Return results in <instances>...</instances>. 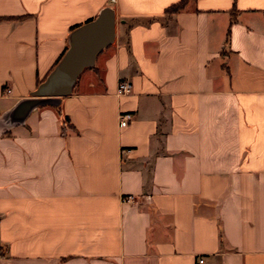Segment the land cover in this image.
Listing matches in <instances>:
<instances>
[{"label": "crops", "instance_id": "1", "mask_svg": "<svg viewBox=\"0 0 264 264\" xmlns=\"http://www.w3.org/2000/svg\"><path fill=\"white\" fill-rule=\"evenodd\" d=\"M179 1L0 0V264H264V0ZM105 8L72 94L11 124Z\"/></svg>", "mask_w": 264, "mask_h": 264}, {"label": "water", "instance_id": "2", "mask_svg": "<svg viewBox=\"0 0 264 264\" xmlns=\"http://www.w3.org/2000/svg\"><path fill=\"white\" fill-rule=\"evenodd\" d=\"M115 36L116 16L111 8L103 9L96 18L75 28L60 62L30 98L21 100L10 111V123H23L33 109L57 105L62 97L72 94L82 71L95 65L97 55L114 42Z\"/></svg>", "mask_w": 264, "mask_h": 264}, {"label": "built area", "instance_id": "3", "mask_svg": "<svg viewBox=\"0 0 264 264\" xmlns=\"http://www.w3.org/2000/svg\"><path fill=\"white\" fill-rule=\"evenodd\" d=\"M132 90V85L128 81H120L119 86H118V92L121 95H125L130 93ZM11 90L6 89V92L9 93ZM134 115L130 112H122L120 113V126L126 127L130 124L131 120L133 119ZM126 201H130L132 199L131 196H128L124 198ZM198 264H205L204 258H200L198 260Z\"/></svg>", "mask_w": 264, "mask_h": 264}, {"label": "trees", "instance_id": "4", "mask_svg": "<svg viewBox=\"0 0 264 264\" xmlns=\"http://www.w3.org/2000/svg\"><path fill=\"white\" fill-rule=\"evenodd\" d=\"M191 1H194V0H180L178 3L176 4H173L172 6H170L167 10H166V13L168 14H175L181 10H183L187 4ZM78 27V26H77ZM76 27V28H77ZM69 122V118L67 116H64V123L67 125Z\"/></svg>", "mask_w": 264, "mask_h": 264}]
</instances>
